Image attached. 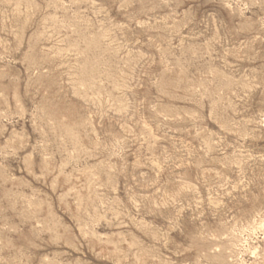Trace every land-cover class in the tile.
Instances as JSON below:
<instances>
[{
  "label": "rangeland",
  "instance_id": "1",
  "mask_svg": "<svg viewBox=\"0 0 264 264\" xmlns=\"http://www.w3.org/2000/svg\"><path fill=\"white\" fill-rule=\"evenodd\" d=\"M0 264H264V0H0Z\"/></svg>",
  "mask_w": 264,
  "mask_h": 264
}]
</instances>
